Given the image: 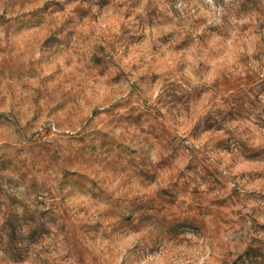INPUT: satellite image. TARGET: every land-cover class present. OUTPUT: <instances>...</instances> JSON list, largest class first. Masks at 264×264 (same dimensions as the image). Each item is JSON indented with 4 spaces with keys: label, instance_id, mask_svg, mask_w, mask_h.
<instances>
[{
    "label": "rangeland",
    "instance_id": "rangeland-1",
    "mask_svg": "<svg viewBox=\"0 0 264 264\" xmlns=\"http://www.w3.org/2000/svg\"><path fill=\"white\" fill-rule=\"evenodd\" d=\"M0 264H264V0H0Z\"/></svg>",
    "mask_w": 264,
    "mask_h": 264
}]
</instances>
